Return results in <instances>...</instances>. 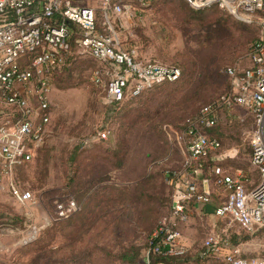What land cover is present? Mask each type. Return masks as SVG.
Here are the masks:
<instances>
[{
    "label": "rangeland",
    "instance_id": "1",
    "mask_svg": "<svg viewBox=\"0 0 264 264\" xmlns=\"http://www.w3.org/2000/svg\"><path fill=\"white\" fill-rule=\"evenodd\" d=\"M197 9L188 0H132L115 18L122 47L135 49L144 61L178 64L184 72L179 81L119 105L108 104L107 84L94 80L100 62L73 43L68 64L53 81L45 138L17 174L21 187L40 197L47 212L29 210L0 186V264H145L151 233L170 216L168 174L184 159L183 146L173 142L174 131L226 92V67H247L260 33L259 13L238 16L220 6ZM257 131L250 111L222 113L212 131L221 147L210 154L207 165L243 170L256 184L259 172L251 156ZM67 195L80 200V208L84 204V216L79 212L53 221L24 243L30 220L19 215L32 211L31 222L44 225L53 199ZM178 227L190 244L192 264L200 263L196 255L212 233L223 249L207 264H224L232 252L264 256L262 230L247 231L201 210Z\"/></svg>",
    "mask_w": 264,
    "mask_h": 264
},
{
    "label": "built area",
    "instance_id": "2",
    "mask_svg": "<svg viewBox=\"0 0 264 264\" xmlns=\"http://www.w3.org/2000/svg\"><path fill=\"white\" fill-rule=\"evenodd\" d=\"M131 1L0 0V186L21 205L44 208L40 197L21 187L17 174L33 160L45 138L54 77L73 54V43L100 62L94 80L107 84L108 104L119 105L181 76L178 66L144 61L137 58L135 49L121 46L114 21L129 9ZM188 1L198 9L218 5L238 16L259 13L260 33L248 53L250 64L242 69L236 65L226 68L230 91L202 106L198 115L186 119L181 131H174L173 142L183 146L184 159L179 169L168 174L170 216L153 232L145 249V264H153L152 254H186L190 244L178 223L190 221L199 210L229 219L247 231H264V0ZM236 108L250 111L258 125L251 156L259 172L254 185L243 170L231 172L219 163H206L221 147L208 129L219 124L222 113L232 115ZM102 137H107L106 131ZM210 205L212 213L206 210ZM79 209L78 201L67 195L53 199L44 225L31 222L32 211L23 212L30 220L23 230L24 243L32 241L45 225L67 219ZM202 247L206 257H215L223 249L215 233L205 238ZM224 264H264V256L232 252L225 255Z\"/></svg>",
    "mask_w": 264,
    "mask_h": 264
},
{
    "label": "trees",
    "instance_id": "3",
    "mask_svg": "<svg viewBox=\"0 0 264 264\" xmlns=\"http://www.w3.org/2000/svg\"><path fill=\"white\" fill-rule=\"evenodd\" d=\"M211 6H218V5H211ZM208 7H210V6H208ZM204 8H206V7H204ZM204 8H199V9H197V10H204ZM258 39V38H257ZM256 39V40H257ZM255 40V41H256ZM254 41V42H255ZM253 42V43H254ZM252 43V44H253ZM250 51V50H249ZM70 59V58H69ZM69 59H68V61H69ZM68 61H67V64H68ZM66 64V65H67ZM66 65L63 67V68H61L56 74H55V77H56V75L58 74V73H60L65 67H66ZM174 65H176V66H178L180 69H181V76L177 79V80H175V81H179L182 77H183V75H184V72H183V69H182V67L180 66V65H178V64H174ZM227 68V67H226ZM225 73H226V76L228 77V75H227V72H226V69H225ZM54 77V78H55ZM175 81H167V82H164V83H162V84H159V85H156V86H154L153 88H155V87H157V86H160V85H163V84H165V83H170V82H175ZM228 83H229V87H228V89L226 90V92H228V91H230V89H231V82H230V79H229V77H228ZM220 96V95H219ZM111 105H113V104H111ZM202 108V107H201ZM200 108V109H201ZM200 109H199V111L195 114V115H192V116H196V115H198L199 114V112H200ZM191 116V117H192ZM216 127H213V128H211V129H208V132L209 133H211L212 134V131H213V129H215ZM80 201V200H79ZM78 201V202H79ZM171 201H172V199H171ZM81 202V201H80ZM79 202V203H80ZM85 204H86V202H85ZM83 206H84V204H82V207L80 208V210L78 211V212H76L74 215H76L77 213H79V212H81L80 214L82 215L83 213H84V209H83ZM206 210H207V212H209V213H212L213 212V207L212 206H207L206 207ZM74 215H72V216H74ZM19 216H22V218H21V220H23L24 218H26L24 215H19ZM72 216H70V217H72ZM82 216H84V215H82ZM69 217V218H70ZM68 219V218H67ZM24 221H25V219H24ZM157 228V227H156ZM155 228V229H156ZM155 229H154V231H155ZM153 231V232H154ZM153 232L151 233V235H150V238H151V236H152V234H153ZM149 241H150V239H148V242H147V245H146V247H145V249L147 248V246H149ZM204 251V249H203V247H201V249H200V251L197 253V255H196V258L200 261V263L199 264H207V262L206 261H208L209 260V258H211V257H206V256H202V252ZM144 253H145V251H144ZM212 257H214V256H212ZM145 258V257H144ZM151 258H152V261H153V264H192V261L190 260V257H189V252L188 253H186V254H183V255H180V256H174V257H167V256H162V255H158V254H152L151 255Z\"/></svg>",
    "mask_w": 264,
    "mask_h": 264
},
{
    "label": "crops",
    "instance_id": "4",
    "mask_svg": "<svg viewBox=\"0 0 264 264\" xmlns=\"http://www.w3.org/2000/svg\"><path fill=\"white\" fill-rule=\"evenodd\" d=\"M211 206V205H210Z\"/></svg>",
    "mask_w": 264,
    "mask_h": 264
}]
</instances>
